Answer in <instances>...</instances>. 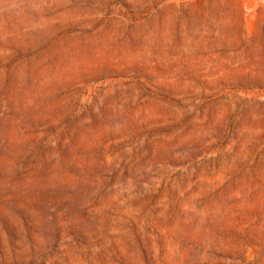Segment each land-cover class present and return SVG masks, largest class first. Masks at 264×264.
I'll list each match as a JSON object with an SVG mask.
<instances>
[{"label": "rangeland", "instance_id": "rangeland-1", "mask_svg": "<svg viewBox=\"0 0 264 264\" xmlns=\"http://www.w3.org/2000/svg\"><path fill=\"white\" fill-rule=\"evenodd\" d=\"M0 264H264V0H0Z\"/></svg>", "mask_w": 264, "mask_h": 264}]
</instances>
